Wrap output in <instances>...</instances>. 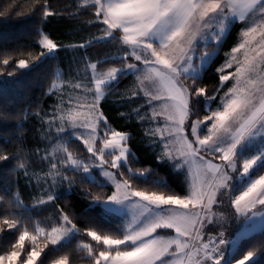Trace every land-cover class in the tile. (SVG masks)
I'll list each match as a JSON object with an SVG mask.
<instances>
[{
  "label": "snow or ice",
  "instance_id": "6c2138e0",
  "mask_svg": "<svg viewBox=\"0 0 264 264\" xmlns=\"http://www.w3.org/2000/svg\"><path fill=\"white\" fill-rule=\"evenodd\" d=\"M81 9L98 34L61 44L45 30ZM0 21L25 26L0 36V92L35 73L54 98L47 111L0 106V121H16L0 145V164H12L0 175V264H264V0H77L67 13L51 0H6ZM97 45L114 51L93 59ZM62 49L85 52L65 71L52 65ZM108 101L142 130L155 164L138 166L134 135L115 126ZM30 116L44 144L33 152ZM77 187L79 213L60 203Z\"/></svg>",
  "mask_w": 264,
  "mask_h": 264
},
{
  "label": "trees",
  "instance_id": "16d2710c",
  "mask_svg": "<svg viewBox=\"0 0 264 264\" xmlns=\"http://www.w3.org/2000/svg\"><path fill=\"white\" fill-rule=\"evenodd\" d=\"M6 0H0V4L5 3ZM51 4L53 9L57 12H69L75 11L77 6V0H51ZM82 14H77L76 18H69L67 15L53 16L49 19V22L46 25V31L51 35V37L61 44L68 43H79L83 39L87 38L89 35L98 34L97 29L92 26L90 27L87 24V21L91 18L90 14L85 10L81 9ZM27 27H31L28 25ZM25 26L12 21L9 24H4L0 21V36L3 37H13L16 38L19 33L24 32ZM239 30V26H237L233 30L232 36L229 37L228 43L225 45V50L232 44L235 39V34ZM22 41H26L24 36L18 37ZM112 49L108 45H97L87 49V54L96 59L98 57H103L105 53L112 52ZM85 50H77L75 53L72 50L62 49L58 52L57 58L52 62V65L55 66L59 64L62 66L65 71L68 70L69 64L74 55L82 56ZM223 59V52H221L220 56L217 58L216 62L212 65L211 71L214 72V69ZM21 83L18 85H11L3 92H0V106L7 104L9 110L15 113L18 110H22L23 108L32 105L35 107L37 103L41 104L45 111L48 110L49 106L54 102V98L46 97L43 95L46 87L47 80L44 79L43 76H37L35 73L31 75L21 76L19 77ZM217 82L216 77L213 76H205L204 83L211 87L213 84ZM132 83V78L128 77L123 80L120 84V89L123 90L125 87L130 86ZM120 110L128 111L129 109L125 106ZM105 111L110 116V118L115 122V126L117 128H125L131 131L134 135V139L132 141V145L136 150L141 164L138 166H147L149 164H155V160L153 157V153L148 146L142 142L143 132L142 130L135 125L126 124L123 118H120L117 115L116 105L111 101H108L105 104ZM40 127V122L34 117L30 116L29 119L24 122V134H23V143L26 149L29 152H33L37 147H44L43 142L40 140V134L37 129ZM16 121L8 120V121H0V145L3 144L4 139H11L16 135ZM9 152L15 151V144H9L5 146ZM14 164V162H13ZM12 167V164H8L7 168ZM7 168H5L4 164H0V175L7 176ZM162 173H168L170 177V182L179 186L182 176H177L176 174L171 173V169L166 165L161 166ZM10 179L16 180L15 177H9ZM17 187L19 188L25 202H30L33 189L29 188L27 185V181L21 173L17 180ZM80 189L77 187L73 195L63 197L60 203L63 205L64 200L68 201L67 207L72 209L73 211L79 213L82 211L83 206L87 204V201L81 199L77 193H79Z\"/></svg>",
  "mask_w": 264,
  "mask_h": 264
}]
</instances>
